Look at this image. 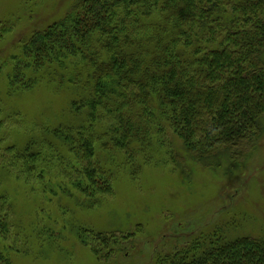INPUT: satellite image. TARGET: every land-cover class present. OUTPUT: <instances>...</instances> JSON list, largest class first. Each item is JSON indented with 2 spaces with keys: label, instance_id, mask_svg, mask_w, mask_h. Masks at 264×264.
<instances>
[{
  "label": "trees",
  "instance_id": "1",
  "mask_svg": "<svg viewBox=\"0 0 264 264\" xmlns=\"http://www.w3.org/2000/svg\"><path fill=\"white\" fill-rule=\"evenodd\" d=\"M0 29L2 38L7 28ZM20 58L36 74L76 62L67 80L85 81L73 103L77 140L66 135L70 127L55 129L78 157L74 186L84 207L111 183L92 159L97 139L120 152L135 175L158 135L171 134L186 157L215 170L222 157L244 156L264 132V0H78L66 17L23 42ZM100 114L115 124L97 135L85 125ZM168 157L183 166L174 150ZM8 211L0 208L2 233ZM234 223H220L149 264H264V236L235 235ZM82 232L84 243L97 244L98 257L119 243L114 234Z\"/></svg>",
  "mask_w": 264,
  "mask_h": 264
},
{
  "label": "rangeland",
  "instance_id": "2",
  "mask_svg": "<svg viewBox=\"0 0 264 264\" xmlns=\"http://www.w3.org/2000/svg\"><path fill=\"white\" fill-rule=\"evenodd\" d=\"M77 2L0 0V27L7 28L0 37V208L9 210L0 264L3 258L12 264H149L224 222H235V235L264 236V132L244 156L222 157L215 170L186 157L171 134L158 135L137 157L135 175L120 152L97 139L92 159L111 183L82 206L86 199L74 186L78 157L55 129L70 127L66 135L77 140L73 103L85 81L67 80L76 62L36 74L20 58L23 42L66 17ZM90 124L102 135L115 123L100 114L85 127ZM171 149L180 154L181 168L170 162ZM83 230L114 234L119 243L98 257L97 244L81 240Z\"/></svg>",
  "mask_w": 264,
  "mask_h": 264
}]
</instances>
